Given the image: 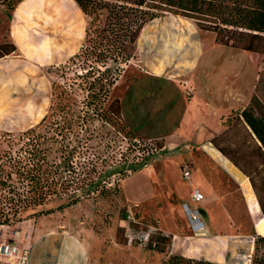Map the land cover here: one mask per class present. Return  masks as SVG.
Listing matches in <instances>:
<instances>
[{"label":"rangeland","instance_id":"rangeland-1","mask_svg":"<svg viewBox=\"0 0 264 264\" xmlns=\"http://www.w3.org/2000/svg\"><path fill=\"white\" fill-rule=\"evenodd\" d=\"M18 2V0L11 1L14 6ZM57 3L65 15L63 16L61 14L60 16H63L61 18L58 16L59 26L56 24L55 19H51L53 18L51 16L52 13L46 14L49 17V21L45 22V45L47 51L56 50L61 47L64 52L66 50V52L71 54L79 49L83 41V32L87 23V17L79 12L70 0H57ZM11 10L6 5V2L0 1V44L11 43L9 39V16ZM195 17L201 18L200 16ZM196 22V18L172 15L171 13H166L149 22L142 29L134 44L132 58L127 64L120 65L122 69L121 76H123L122 81L127 80L129 82L133 80L129 95L137 92L145 100L148 98L156 99L152 107L153 113L149 115L150 120L157 118L160 119L157 121L163 122L160 116L162 115L164 104H166L167 110V106H170L172 108V119L174 122L177 121V124L182 122L178 127L179 132L181 136L184 135L186 137L185 141L188 140L190 144L198 141L201 142L205 137L214 134L210 137L212 138L228 128L226 129L227 135L223 139H218L217 143L228 151L229 148H236V146L244 141L240 145L239 150H249L250 148L247 147L248 141L245 140L244 132L241 129L242 124L236 119V114L243 107L249 105L252 96L257 97L262 106H264V67H262L264 65V55L219 45L215 41V34L213 32H198ZM38 25L40 26L37 22V14L31 15L29 24L30 32L34 34L40 33L41 30ZM52 26L56 28H52ZM179 27L194 29L198 43L202 47V50L198 52L199 55L196 58L194 68L190 70L188 75V77L199 81L201 94H205L206 91L211 90V94H214L212 103L216 106L221 105V102L222 105H229V107L239 106L244 102L242 108L240 107L237 110L231 111L234 114L228 117L226 116L227 119L224 118V121L221 123L222 128L219 132L216 114H213L211 129L203 132L202 136L195 135L187 127L185 116H182L184 104H182V99L179 97V94L181 91L184 94L188 93V88L183 87L182 89L179 85H171L163 79L158 80L159 86L151 87L149 79L139 78L144 69L143 66H145L143 57L148 58L153 52L160 51V56L163 58L166 55L165 50L168 48H178L180 47V42L186 40V36H184L183 32L179 31ZM151 31L158 33V37L154 40L152 38L150 39L149 45L151 49H148V54L145 49L148 44L147 42L145 43L144 37L146 36L147 38ZM161 32H163V35H161ZM146 54H148V57ZM46 56H48V53H46ZM66 60L64 59V61L56 65L49 62L41 65L36 63V68H32L31 76L36 81V84H33L34 89H37L35 92L42 101L49 94H44L42 84L44 82L48 84V81L50 85L54 82L64 86L68 92L76 96H72V99L68 100L69 103L73 100L78 101L83 98L74 90L75 87L73 85L75 71L79 70L78 62L75 63ZM111 68L114 69V66L111 65ZM121 90L124 92V87L117 89L115 93ZM40 98H38V101H40ZM29 101V98L27 100H24L23 96L20 98L22 106L24 103L28 104ZM48 103L49 101L43 107L41 106L42 108H37V111H40V116L48 111ZM78 105L76 106L80 108ZM77 107L73 106L71 108L77 111ZM48 114L47 124L51 120L52 122L57 120L56 124L61 122L62 118L60 120V117L62 113L56 111L55 105L51 107V113L49 112ZM33 118L35 117L33 116ZM39 119L35 118L32 127L38 123ZM228 125L231 126L228 127ZM54 126H52V129ZM154 127L160 130L163 124L156 122L154 123ZM17 128L18 130L10 132V134H13L12 136L6 135L5 131L0 132V165L6 172L11 171L10 164L6 159L8 152L10 154L15 152L24 140L22 136L17 135L24 128ZM79 128H81V125L74 127V133L72 132V135H70L71 145L76 146V148L78 147L76 150L77 154H73L72 166L77 170L81 168H93L94 172L91 173L92 179L97 181V178H99L98 180L101 182L95 189H92L89 195H86L78 203L66 207L63 210L53 211V213L47 215L30 214L51 206L55 207L61 201L53 199L42 207L29 206L24 209H16L17 211L15 213L14 210H10L11 204L5 203L1 205L4 207L5 212H7V217L11 222L8 224H0V243L12 242L17 244L20 249H26L36 234L34 223H37V219L45 218V221H39L42 227L41 229L50 227V229L66 232L79 239L86 247L90 264L174 263L168 254V238L158 229V217H161L164 213L161 210L162 197H154L147 205L132 206L125 203L120 191L122 179L131 171L141 168L144 165H152L157 171H160L164 155L169 154L166 149H163L164 140L157 138L156 133L151 132L153 136L148 138L146 134L135 132L130 129V126L122 116L120 118L112 116V119L108 120V122L97 120L94 117L93 122L86 124L87 131H85V127L82 130ZM77 132L79 133L77 134ZM48 134H52V131L49 130ZM76 136L78 139H74ZM212 147L214 146L212 145ZM55 150L54 145L53 151L48 158L50 161H56V164H58L60 160L59 153ZM170 150L171 155L173 148L171 147ZM182 151L180 149L179 153H183ZM175 153L177 154L178 151ZM62 165L63 163L61 162L59 164V170L62 169ZM245 167L250 172L254 184L260 189V196L264 199V183H262L264 182V167L260 169H255L253 166ZM192 174H194L191 179L193 183H195L194 180L200 181L204 179V176L200 172L192 171ZM246 178L241 181L240 185L228 181L227 187L225 186L223 188L222 185L213 189L217 194L219 193V196L211 198L213 200V203L210 205L212 208L211 210L206 209L207 215H204V219L209 221V225L213 224L212 220L214 221L216 218H220L223 213L224 218L229 222V228H232L234 232L249 233L250 226L243 198L245 199L250 214V206L256 210L257 214L259 205L257 199H255L256 195L251 186L250 179L247 176ZM10 180L11 182L7 180L6 183H13L17 188V178L12 176ZM196 184L193 185L196 186ZM226 190L229 191V194L222 195L227 193ZM201 191L203 194V190ZM7 192V187H0V193L2 195L8 196L10 193ZM216 199L222 201L224 207L228 205V210L220 209L218 205L214 204V200ZM203 200L197 205L204 206L205 203ZM187 204L191 206L193 203L187 202ZM162 221L165 222V220ZM202 250L205 249H200V251ZM196 253L201 255L207 252L202 251ZM252 255L253 253L251 254V258ZM262 255H264V244L259 245L256 257L260 258ZM186 263V260H183L175 264ZM0 264L16 263L0 255Z\"/></svg>","mask_w":264,"mask_h":264},{"label":"crops","instance_id":"crops-1","mask_svg":"<svg viewBox=\"0 0 264 264\" xmlns=\"http://www.w3.org/2000/svg\"><path fill=\"white\" fill-rule=\"evenodd\" d=\"M70 1L81 12L75 2ZM48 13H52L53 18L51 19H55L56 24L60 26V22L57 20L58 16L61 14L64 16L65 13L60 8L57 0H20L11 11L9 39L16 49L11 54L0 58V132H12L18 130L17 127H23L24 129L21 131L31 128L35 118L39 119L44 115L40 116V111H37V108H42L47 104V101L50 105L51 85L49 81L48 84L46 82L42 84L44 94L49 93L46 99L42 101L35 92L37 89H34L33 84H36V81L31 76L32 68H36L35 64L41 65L49 62L56 65L78 51L69 54L66 50L64 52L61 47L47 51L44 31L45 22L49 21V17L46 16ZM33 14H37L40 33L30 32L29 24ZM63 16H60V18ZM52 28L56 27L52 26ZM179 28V31L186 36V40L180 42L178 48L165 50L166 55L163 58L160 56V51L153 52L148 57V49H151L150 39L157 38L158 33L151 31L147 38L144 37L145 43L148 44L145 48L148 58L143 57L145 66H143L144 69L139 78L149 79L151 87L159 86L158 80L163 79L171 85H179L182 89L183 87L188 88V93L184 94L181 91L182 94H179L182 104H184L182 116H185L187 127L195 135L202 136L203 132L211 129L212 117L213 114H216L219 132L224 118L231 111L242 108L244 102L239 106L229 107V105H222V102L221 105L216 106L212 103L214 94H211V90L201 94L199 81L188 77V75L190 70L194 68L196 58L199 55L198 52L202 50V47L198 43L194 29ZM197 30L198 32H205L198 28ZM161 35H163V32H161ZM46 53H48V56H46ZM122 78L123 76H120L112 88V97L118 98L120 102L121 116L130 126V129L135 132L146 134L148 138L153 136L152 133H156L157 138L164 140L163 149H166L169 153L164 155L160 171H157L152 165H144L131 171L122 179L120 191L125 203L132 206L147 205L154 197H162L161 210L164 213L161 217H158L157 223L158 229L168 238L167 249L170 256H181L187 259L203 258L212 264H250L254 249L253 236H264V233H260L256 228L257 221L264 218L260 208L257 216L253 217L249 213L243 198L250 226L248 234L234 232L232 228H229V222L224 218L223 213L220 218L212 220L213 224L211 225L208 224L209 221L204 219V215H207L206 209L211 210L212 208L210 206L213 203L211 198L219 196V193L217 194L213 189L222 185L223 188L227 187L228 181L240 185L241 181L247 179L246 176L212 147L209 138L214 134L205 137L201 142L190 144L188 140L185 141L186 137L181 136L178 128L182 122L179 121L178 124L177 121L174 122L170 106H167V110L166 104H164L160 116L163 122L157 121L160 120L157 118L150 120L149 115L153 113L152 107L156 99L148 98L145 100L137 92L129 95L133 80L127 82V80L122 81ZM122 87L125 89L124 92L121 90L115 93L117 89ZM22 96L24 100L28 98L30 100L28 104L24 103L23 106L20 102ZM38 98H40V101H38ZM23 107L25 108L23 109ZM156 122L163 124L162 129L158 130L154 127ZM171 147L173 151L170 155ZM180 149L183 150V153H179ZM186 169L190 173L188 179L183 176ZM192 171L200 172L204 176V179L200 181L194 180L197 183L196 186L193 185L195 183L191 182L194 175ZM192 188H197L201 193V190H203L204 194L203 202L205 204L199 206L203 223V229L200 232H195L190 228L187 215L183 209L184 204L189 206L187 202H192L190 199ZM226 192L222 195L229 194V191L226 190ZM221 202L218 199L214 200V204L218 205L220 209L228 210V205L224 207V203ZM189 207H193V204ZM44 219H37V223H34L36 234L26 248L28 250L26 264H90L86 247L79 239L66 232L50 229V227L41 229L39 221L43 222ZM162 220H165V222ZM200 249H205L202 251H206L207 253H204L206 255L196 253L202 252Z\"/></svg>","mask_w":264,"mask_h":264},{"label":"trees","instance_id":"trees-1","mask_svg":"<svg viewBox=\"0 0 264 264\" xmlns=\"http://www.w3.org/2000/svg\"><path fill=\"white\" fill-rule=\"evenodd\" d=\"M0 1L6 2L12 10L16 6L11 3L12 0ZM73 1L87 17L83 41L78 51L67 59L78 62L79 70L75 71L73 85L74 90L83 98L69 103L68 100L72 99L74 94L58 83H51L48 111L36 125L17 134L24 140L15 152L12 154L8 152L6 156L11 171H4L0 165V187H7V193H10L8 196L0 193V224L11 222L4 207L1 206L5 203L11 204L10 210H14L15 213L16 209L29 206L42 207L53 199L61 201L55 207L51 206L30 214L47 215L78 203L101 182L99 178L97 181L92 179L93 168L77 170L72 166L73 154H77L78 147L71 145L70 135L73 128L79 125L80 130L85 127L87 131L86 124L93 122L94 117L103 122H108L112 116L120 118V102L118 98L112 97V88L121 76L120 65L127 64L132 58L134 44L142 29L152 20L166 13L193 17L197 20L198 29L215 34L216 43L264 55V0ZM15 49L12 42L0 44V58L11 54ZM53 105L57 112L62 113L60 117L62 120L58 124L57 120L53 122L51 120L47 124L48 113H51ZM73 106L77 107L76 112L71 108ZM232 114L234 113L231 112L229 115ZM236 119L242 124L241 129L245 140L248 141L249 150H239L244 141L236 148H229L228 151L217 143L218 139H223L227 135L228 128L210 138L209 142L250 179L264 216V199L245 167L253 166L255 169L264 167V106L257 97L252 96L249 105L236 114ZM53 125L55 126L52 129ZM49 130L52 134H48ZM5 134L13 135L10 132ZM54 145L55 151L59 153L58 164L48 158ZM61 162L63 165L59 170ZM12 176L17 178V188L13 183H6L7 180L11 182ZM250 211L253 217L257 216L256 210L251 206ZM256 228L260 233H264V218L257 221ZM253 237L251 264H264V255L256 257L259 245L264 244V236ZM171 258L174 261L172 264L183 260H186V264H212L202 259H187L181 256Z\"/></svg>","mask_w":264,"mask_h":264},{"label":"built area","instance_id":"built-area-1","mask_svg":"<svg viewBox=\"0 0 264 264\" xmlns=\"http://www.w3.org/2000/svg\"><path fill=\"white\" fill-rule=\"evenodd\" d=\"M183 176L186 179L190 177L188 169L184 170ZM203 198V194L197 188H192L190 191V199L193 203V207H189L186 204L183 205L190 228L195 232H200L203 229V223L200 216L201 210L199 205H197L203 200ZM0 255L16 264H26L28 260V250L20 249L17 244L12 242L0 243Z\"/></svg>","mask_w":264,"mask_h":264}]
</instances>
